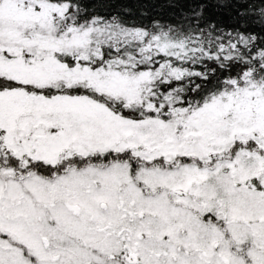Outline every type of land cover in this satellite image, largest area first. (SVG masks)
<instances>
[{
	"label": "snow or ice",
	"instance_id": "obj_1",
	"mask_svg": "<svg viewBox=\"0 0 264 264\" xmlns=\"http://www.w3.org/2000/svg\"><path fill=\"white\" fill-rule=\"evenodd\" d=\"M108 3L0 0V264H264V0Z\"/></svg>",
	"mask_w": 264,
	"mask_h": 264
},
{
	"label": "trees",
	"instance_id": "obj_2",
	"mask_svg": "<svg viewBox=\"0 0 264 264\" xmlns=\"http://www.w3.org/2000/svg\"><path fill=\"white\" fill-rule=\"evenodd\" d=\"M88 2L89 6H91L95 0H88ZM114 9H120L121 11L127 9L129 14L126 15V19L136 24L150 26L154 20L162 24L181 22L174 16L177 10L166 7L165 0H109L105 10ZM206 14L222 24L230 23L228 13L217 8L210 6L206 10Z\"/></svg>",
	"mask_w": 264,
	"mask_h": 264
}]
</instances>
